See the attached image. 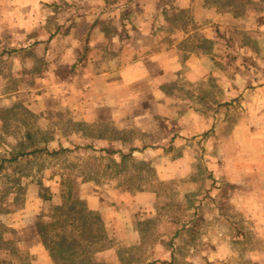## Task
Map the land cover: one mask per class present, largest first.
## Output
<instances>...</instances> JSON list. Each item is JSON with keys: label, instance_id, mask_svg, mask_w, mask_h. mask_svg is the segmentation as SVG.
Masks as SVG:
<instances>
[{"label": "rangeland", "instance_id": "rangeland-1", "mask_svg": "<svg viewBox=\"0 0 264 264\" xmlns=\"http://www.w3.org/2000/svg\"><path fill=\"white\" fill-rule=\"evenodd\" d=\"M203 1L0 0V264H71L36 228L67 191L106 231L82 264H264V0ZM139 24L161 41L126 65ZM88 27L107 41L71 70ZM44 146L68 152L10 161Z\"/></svg>", "mask_w": 264, "mask_h": 264}, {"label": "trees", "instance_id": "trees-1", "mask_svg": "<svg viewBox=\"0 0 264 264\" xmlns=\"http://www.w3.org/2000/svg\"><path fill=\"white\" fill-rule=\"evenodd\" d=\"M92 149V146H88ZM136 148H130L127 154H123L120 150L108 151L104 149L107 155H119L120 161L124 162L132 156ZM68 152L67 149L60 147L58 150H48L47 147H33L28 151H20L10 161L25 158L28 156H58L61 153ZM87 180H91L89 177ZM65 205L73 210L79 206V210L73 215L70 212H63V206H58L57 210H61V214L53 221H43L41 217L36 222L38 235L41 238L43 248L48 252L54 261L63 259L71 264H82L84 261V247L87 244L91 246L98 245L97 251L105 250L103 246L106 238V231L103 222L97 213L86 210L80 203L71 198L70 192L63 195Z\"/></svg>", "mask_w": 264, "mask_h": 264}, {"label": "crops", "instance_id": "crops-1", "mask_svg": "<svg viewBox=\"0 0 264 264\" xmlns=\"http://www.w3.org/2000/svg\"><path fill=\"white\" fill-rule=\"evenodd\" d=\"M170 7L167 8V10L165 9L164 11L167 12L169 10H173L174 8H178V9H192L196 11V13L201 12L202 15L205 14V12L207 11H212V6L208 5L206 3H204L203 0H170L169 2ZM160 11V9H159ZM163 12V10H162ZM161 13V11H160ZM238 20V19H237ZM234 24H237V21H234ZM155 29H158V34H156L154 37L149 35V31L151 30V28H148L145 25L139 24V26L135 29L132 30L131 33L134 34V39H131L133 41H128V43L124 44V46L122 47V53L119 55L120 59L123 61V63H125L126 65L131 64L130 58L132 54H139V56H142L149 47V45L154 42L153 44H158L160 43L161 39L159 34H161L162 28L159 27H155ZM157 31V30H156ZM72 33H78L77 35V41H75V44L77 45L76 47L80 46V54L79 56L75 59V62L72 64L71 66V70H78L80 69V67L82 65H86V62H90V59L88 57V53L89 50L91 48V42L96 39H98L101 43L103 41H107L105 36L103 35V33L101 31H99L98 29L93 30L92 27H88L85 29H80V28H76L75 30L71 31ZM98 34V35H97ZM153 38V39H151ZM210 39V38H207ZM110 43H114V40L111 38L110 39ZM44 46L51 43V36H49L48 38H46V40L43 42H41ZM97 42H95L93 45H95ZM97 45V44H96ZM113 47H111V45H109V49L110 51L113 50ZM99 50L101 49H106V46L103 44L102 47L98 48ZM174 49H170L169 52H164V50H160L158 51V53H156L153 57H150L149 59H158V60H165L167 58L170 57H176V54L174 52ZM102 53H100V57ZM112 56V59H114L115 54H111L110 57ZM94 57V56H93ZM100 57H98V59H100ZM112 64L114 63V61H110ZM146 62H148V58H144V57H139V61H137L136 65H138V67L146 64ZM119 73V76L121 77V75L123 76L122 79L124 78V80L127 79V76H125L128 72L127 69L125 67H123V69H121L120 71L116 72ZM105 75V74H104ZM110 73L106 74V77H110L109 76ZM126 82L128 83L129 81L126 80Z\"/></svg>", "mask_w": 264, "mask_h": 264}]
</instances>
